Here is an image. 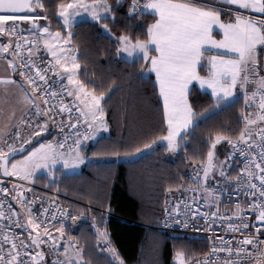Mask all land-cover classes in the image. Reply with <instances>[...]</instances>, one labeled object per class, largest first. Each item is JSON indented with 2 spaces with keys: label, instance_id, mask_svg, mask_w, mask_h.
<instances>
[{
  "label": "snow or ice",
  "instance_id": "1",
  "mask_svg": "<svg viewBox=\"0 0 264 264\" xmlns=\"http://www.w3.org/2000/svg\"><path fill=\"white\" fill-rule=\"evenodd\" d=\"M120 2L116 0L117 5ZM222 4L235 7L223 8L220 6ZM37 10L45 14L41 15ZM46 11L44 0H0V35L17 38L15 42L8 39L7 43H0V56L5 53L11 56V59L5 57L7 65L13 74L18 72L21 77L20 80L12 75L0 77V87L5 93L9 86L18 90L17 100L21 105L20 116L16 115V109H12L0 122V172L4 176L25 181H32L40 169L54 176L57 163L61 164V170L67 169L73 174L85 162L96 163L85 154L87 145L84 142L107 128L104 120L107 89L101 87L97 91V88L90 87L89 83L80 79L81 64L71 47V29L78 16L81 17L79 22H88L87 17H90L106 33L115 36L107 23L109 19H115L113 5L109 0H61L57 13L67 29L66 35L59 30L53 32L47 24L38 23L48 20ZM127 12L133 18L146 14L154 17L144 32V38L128 32L117 36L115 51L126 62L141 61V78L149 73L155 74V83L163 100L162 117L166 123V134L134 145H112L103 152H93L92 156L131 159L137 154L142 156V149L155 151L153 145L157 140L161 141L165 151L175 153L196 126L197 117L202 115L188 99L189 85L196 81L201 88L210 89L215 97L213 106L217 109L221 105L229 106L237 102L236 91L239 87L243 92L245 107H254L256 112L242 110L243 127L235 138L224 131H215L209 137L206 157L200 161L192 177L194 184L187 186V190L194 194L204 193L203 206L207 210L201 212L197 197L193 196L191 201L177 202L167 213L165 225L175 223L186 228L189 217H196L199 213L200 218L210 222V230L211 224L219 221L227 223V229L233 233H240L231 238L216 237L221 243L214 244L210 254L206 253L205 259L195 260L194 264H212L213 260L221 264H264V239H261L264 236L261 232V228H264V75H261L264 64L260 62L264 58V0H129ZM221 12L234 15L225 20ZM251 12L260 15H251ZM18 21L31 22L27 36L23 24H18ZM17 28L21 31L18 32ZM214 29H219V38L213 34ZM41 48L52 57L47 62L48 67H40L32 59ZM205 53L210 54L206 57ZM202 61L208 66L206 75H201ZM49 71L66 80V84L58 81L61 85L59 92L73 97L70 103H65L62 97L58 98L57 91L51 89L47 77ZM249 83L254 85L251 92L248 91ZM71 105H75V111L80 114L75 121L71 118ZM3 112L4 109L0 108V113ZM63 112L69 113L68 127L72 129L71 132L62 130V140L38 142L26 155L15 158L33 137L47 132L49 121L55 122L54 116ZM81 119L87 124L83 133L77 128ZM25 129L30 131L22 136ZM254 134L258 139L253 138ZM69 139L72 140L71 144L67 143ZM222 141L232 145L233 150L243 158V167L237 169L235 176L225 170L229 165L216 158V146ZM216 173L221 179H216ZM210 175L216 179L217 185L235 182L236 189H247L243 195L252 197L247 208L252 209L255 220L261 222L260 226L253 225L254 232L249 230L248 214L240 202L235 204L231 216L225 218L220 213V195L227 189L210 186ZM173 187L169 185L167 191L171 192ZM13 188H16L15 184ZM0 193L7 194L9 189L0 186ZM12 198L23 212H18L11 203L0 199V264H41L45 258L41 249L44 244L55 256L52 264H90L78 242H65L63 251L60 250V241L66 235L65 221L74 223L83 215L82 212L74 215L59 207L50 212L48 207L42 205V215L38 216L32 210L33 201L25 197L23 191L17 190ZM101 224H105L103 219L97 222L93 217L91 227L97 246L110 253V259L117 264H125L111 243L107 227H101ZM15 228L23 229L29 239H18L23 233L14 231ZM52 230L58 236H53ZM219 253L225 255L221 257ZM175 257L178 264H187L192 259L191 256L186 257L183 251H177Z\"/></svg>",
  "mask_w": 264,
  "mask_h": 264
},
{
  "label": "trees",
  "instance_id": "2",
  "mask_svg": "<svg viewBox=\"0 0 264 264\" xmlns=\"http://www.w3.org/2000/svg\"><path fill=\"white\" fill-rule=\"evenodd\" d=\"M60 2L44 0L48 16L44 22L53 32L59 30L64 33L57 13ZM109 2L116 15L107 23L116 35L111 36L99 23L88 20L74 24L71 43L81 64L80 79L97 91L101 87L107 89L104 110L110 134L88 144L86 155L96 163H87L81 173L64 175L51 184L45 176L38 177L37 181L43 186L58 189L76 214L87 213L88 206L92 207L90 220L76 221L72 229H67L70 231L68 235L80 242L90 264H117L110 259V253L97 246L91 227L93 217L97 222L105 221L100 226L107 227L111 243L125 264H175L177 251L193 258L202 255L206 245L202 240L160 232L157 225L174 205V197L193 181L194 168L200 166V161L206 157L209 137L215 131H224L233 138L238 135L243 127V97L238 96L237 102L214 111L215 98L194 85L189 101L202 115L197 117L196 126L191 129L188 139L181 142V149L176 153L165 151L161 145L134 161H122L107 155L92 156L93 152H103L112 145H134L166 134L163 105L153 74L141 78V61L126 62L115 51L117 36L128 32L144 38V32L154 17L151 14L130 17L127 12L129 0H121L119 5L116 0ZM221 15L225 20L232 16L225 12ZM231 148L232 145L222 141L216 150L223 149L226 154H217L227 156ZM235 173L236 169H233L232 175ZM169 185H174L171 195L167 191Z\"/></svg>",
  "mask_w": 264,
  "mask_h": 264
},
{
  "label": "built area",
  "instance_id": "3",
  "mask_svg": "<svg viewBox=\"0 0 264 264\" xmlns=\"http://www.w3.org/2000/svg\"><path fill=\"white\" fill-rule=\"evenodd\" d=\"M11 23V22H9ZM19 24V22H17ZM17 31H21L20 28H17ZM24 34L27 36L28 32L23 28ZM31 38V37H29ZM13 41H16V37H12ZM23 43V41H21ZM25 61L27 60V53L24 55ZM32 59L37 62L38 66L40 67H48V60L52 59L50 55L47 53V51L44 48H41L38 53H36ZM48 77V84L51 86L52 90L57 91V96L62 97L65 101V103H70L73 100V97L68 96L66 93H61L59 92L60 89V82L58 81H63V83L66 84V80L63 79V77H57L56 73L49 71L47 73ZM73 107V111L71 112V118L72 121H75L80 114L75 111V105H71ZM58 107V105H57ZM243 112H256V108H246L245 107V102H244V107H243ZM243 112L241 113V120H242V115ZM68 116L69 113L63 112L58 115L54 116L55 122L52 121L53 125V135L48 141H57V140H62L63 135H62V130L63 132H71L72 129L68 127ZM63 121L62 124H59V122ZM259 123V122H258ZM243 124V120H242ZM77 128L81 133L85 131L87 128V124L81 119V123L77 125ZM255 139H258V137L255 136ZM86 142V141H85ZM68 144L72 143V140L69 139L67 141ZM251 142H249L250 144ZM230 159L233 161L234 166L233 169H236V173L233 175L235 176L237 174V169L243 167V158L239 155L238 151L233 150V146L231 148V155ZM16 185V188H13V185ZM212 187H224L227 189V191H224L220 195V213L226 218L228 216H231L232 211L234 210V206L237 202L241 203V206L245 209L246 213L248 214V220H249V230L250 231H255V226H260L261 222L255 220V212L252 209L247 208V203L252 197H248L243 195V193L246 192V188H240L236 189L234 184L235 182H231V184H224V185H217L216 182H209L208 183ZM0 186L7 187L9 189V193H0V199L5 200L6 203H11L13 208L16 209L15 203L16 201L13 200V196L17 194V190L23 191V194L25 197H27L29 200L33 201L31 204L33 212H35L38 216H41L42 214L40 213V208L43 205L44 207H48L50 212L55 211L57 207L67 210L69 213H72L76 215V213L73 211V209L64 201V197L62 194L58 191V189H51L49 186H43L41 184L36 185L31 182H26L23 180L15 179L12 177H9L8 179L4 178L0 172ZM239 192L240 195H236V193ZM196 196L198 204L200 205V211H206L207 208L203 206V198L204 194L201 192L200 194H194L191 193L187 196H184L180 198L178 202H183V201H191L192 197ZM50 202H54L51 203ZM175 203L171 208L166 212V214L163 216L161 219L160 223L157 226V229L160 232L167 233L176 237H185L188 239H197V240H202L205 245H206V251L197 257H193L191 260L187 261V264H194L195 260H203L205 259V254L209 253L210 254V249L214 244H219L221 243L220 241L216 240V237L219 236H224L225 238H231L232 236H239L240 233H233L231 230L227 229V223H221L217 221L216 223L211 224V230L208 228V223L202 218H200V215L196 217H189L188 219V227H181L175 223H170L168 226L165 225V218L168 212H171L173 207L176 205ZM184 205L181 203V208L183 209ZM91 206H88V212L84 213L77 219L76 221H88L91 219ZM50 218V217H49ZM59 213H57V219H59ZM71 221H65L66 224V229H72L74 224ZM238 222V221H237ZM7 223V222H5ZM59 225H57L58 227ZM93 229V228H92ZM14 231L18 233H23L18 239H24L28 240L29 237L27 236V233L24 232L23 229L21 228H15ZM261 232L264 233V228H261ZM210 237L212 239H210ZM261 239H264V236H261ZM75 241H72L74 243ZM235 243V241H233ZM102 245L103 242H100ZM43 247H49L47 244L41 245ZM79 246V245H78ZM7 247V246H5ZM251 247V246H249ZM101 249V247H99ZM32 250V249H31ZM23 251V250H22ZM221 257H223L225 254L224 253H219ZM210 258V256H209ZM212 264H221L220 261H212Z\"/></svg>",
  "mask_w": 264,
  "mask_h": 264
},
{
  "label": "rangeland",
  "instance_id": "4",
  "mask_svg": "<svg viewBox=\"0 0 264 264\" xmlns=\"http://www.w3.org/2000/svg\"><path fill=\"white\" fill-rule=\"evenodd\" d=\"M82 15H84V16H86V14H82ZM81 20V17H77V22H79ZM87 20H91V18L90 17H87ZM62 21V20H61ZM19 22V21H18ZM77 22H75L74 24H76ZM19 23H23V22H19ZM38 23H40L41 25H45V22H44V20H40V21H38ZM24 25H27V24H25L24 23ZM62 25H63V22H62ZM28 26V25H27ZM23 28L28 32V27H24L23 26ZM63 29H64V33H62V34H64V35H66V33H67V29L63 26ZM65 47H69V46H65ZM71 47L74 49V54L77 56V51H76V49L74 48V46H73V44L71 43ZM123 55V54H122ZM124 56H126V54H124ZM221 108V107H220ZM220 108H218V109H220ZM217 108H215V110L214 111H216V110H218ZM242 112V111H241ZM104 120L106 121V124H107V128L106 129H101L91 140L93 141V142H96L100 137H102V136H108L109 134H110V129H109V126H108V123H107V118H106V115L104 114ZM49 125V124H48ZM50 131H51V128H49V126H48V131L47 132H44L45 134H42L41 133V135L39 136V137H35V139H33V140H31V142H30V144H27V145H24V151L28 148V147H30V149H31V147H34V146H37V144H38V142H44V141H48L51 137H52V135L53 134H49L50 133ZM91 140H87L86 142H84L86 145H88L89 143H92V141ZM162 145V143H161V141H157L156 142V144H154L153 145V148L155 149L156 147H158V146H161ZM29 149V150H30ZM85 150H86V148H85ZM143 151V155L141 156V155H139V154H137L134 158H131V159H123L122 161H134V160H137V159H139V158H141V157H143V156H145V155H147V154H149L150 152H152L151 150H148V149H143L142 150ZM216 151V158L219 160V161H224L225 162V164L226 165H229V167H226V171L227 172H230L231 174H232V170H233V166H234V163H233V161L230 159V154H231V150H230V152H229V154L226 156H224V157H222V156H219L218 154H217V152H219L220 154L221 153H223V154H226V152H224V150L223 149H220L219 151L218 150H215ZM18 153H21V152H18ZM172 153V152H171ZM176 153V152H175ZM27 154V152H25L23 155H26ZM173 154V153H172ZM21 156H19V157H16V159H19ZM226 157H227V159H226ZM87 162H85L84 164H82V165H80L79 166V168L75 171V174H78V173H80L81 171H82V169H83V167L85 166V164H86ZM56 169H57V171L55 172V175L54 176H49V174L47 173V170H45V169H40V170H37V172H36V174H35V178L32 180V181H26V182H31V183H34V184H36V185H39V182L37 181V178L38 177H40V176H45V177H47L48 178V180H49V183L51 184V183H54L55 181H56V179H57V174H58V171H60V172H62V170H61V164L60 163H57L56 164ZM194 169H197V166L194 168ZM231 169V170H230ZM64 170V169H63ZM65 172L67 173V174H73V173H71V172H69V170H67V169H65ZM195 174H196V172H195ZM194 174V175H195ZM216 175V179H221L220 177H219V175H218V173H216L215 174ZM12 178H15V179H19L18 177H12ZM216 179H212L211 178V175H210V179H209V181H208V183L209 182H216ZM19 180H21V179H19ZM193 180V179H192ZM23 181H25V180H23ZM194 184V181H190V184H187V186L188 185H193ZM187 186H186V188H184V191L182 192V193H180V195L179 196H176V197H174V199H173V203L175 204V203H177L179 200H180V198H182V197H184V196H187V195H189V194H191L192 192L191 191H189V190H187ZM172 194V192H170L169 193V195H171ZM200 194V193H199ZM204 194V193H203ZM18 212H21L20 210H18ZM22 213V212H21ZM158 226V225H157ZM51 230V229H50ZM68 233L70 234V231L69 230H67L66 229V235H65V237L60 241V250H61V252L63 251V245H64V243L65 242H68V243H72V241H75V242H78V245L80 244V242L78 241V239L77 238H75L74 236H71V235H68ZM52 235L53 236H58V233H56L54 230H52ZM74 238V240H70L69 238ZM80 246V245H79ZM41 249L44 251V253H45V258H44V261H42L41 262V264H52V261H53V259L55 258V256H54V254H53V252H52V250L49 248V247H43V246H41ZM32 251H35V249H32ZM186 256V255H185ZM194 257V256H193ZM175 264H178V262H177V260L175 259V262H174Z\"/></svg>",
  "mask_w": 264,
  "mask_h": 264
},
{
  "label": "crops",
  "instance_id": "5",
  "mask_svg": "<svg viewBox=\"0 0 264 264\" xmlns=\"http://www.w3.org/2000/svg\"><path fill=\"white\" fill-rule=\"evenodd\" d=\"M213 2H215V0H213ZM221 7H223V8H228V7H235V6H230V5H227V4H222V5H220ZM251 15H260V14H258V13H255V12H251L250 13ZM231 15H234V14H231ZM221 17H222V15H221ZM222 19H223V17H222ZM61 20V19H60ZM24 23L25 24H27V25H24ZM23 24V26L26 28V27H28V29L30 28V24H31V22H29V21H25V22H23L22 23ZM214 35H217V38H219V29H214V33H213ZM8 39H11L12 41H13V39H12V37H10V38H6V37H4L3 35H0V43H7V40ZM14 42V41H13ZM11 51V50H10ZM48 53V52H47ZM49 54V53H48ZM210 53H205V56L207 57L208 55H209ZM50 55V54H49ZM124 55V54H123ZM5 57H7V59H11L12 57L11 56H8V54L7 53H5V54H3L2 56H0V77H3V76H9V75H12L13 76V78L14 79H16V80H20L21 79V77L19 76V73L17 72V73H15V74H13L12 73V71H11V69L8 67V65H7V59H5ZM51 57V56H50ZM52 58V57H51ZM261 64H264V58H261ZM202 63V68L200 69V71H201V75H206L207 74V71H208V66H207V64H206V62L205 61H202L201 62ZM153 74V76H154V78H155V74L154 73H152ZM261 75H264V70H262L261 71ZM156 84V83H155ZM196 86L201 92H203V93H208V94H210L211 95V90L210 89H208V88H201L200 87V85H199V83L198 82H196V81H193L192 82V84L191 85H189V94H190V91H191V89H192V87L193 86ZM156 87H157V91H158V95H159V90H158V85L156 84ZM253 88H254V85L253 84H251V83H249V85H248V91L249 92H251L252 90H253ZM236 95H237V97L238 96H242L243 97V92H242V90L241 89H239V87L237 88V91H236ZM17 96H18V90H16L15 89V87L14 86H9V88H8V91L5 93L4 91H3V88L2 87H0V108H3L4 109V112L3 113H0V122H3V117L4 116H6L7 115V113L8 112H10V111H12V109H16V115L17 116H20L21 115V112H20V107H21V105L18 103V100H17ZM214 97V96H213ZM159 98H160V100H161V103H162V105H163V100H162V98L160 97V95H159ZM215 98V97H214ZM188 99H189V95H188ZM243 101H244V99H243ZM224 105H221L220 107H223ZM49 125V128H51V131H50V135L53 133V125H52V121H49V123H48ZM254 127V126H253ZM13 131H15V129H13ZM28 131H30V129H25V130H23L22 131V136L23 135H26L27 134V132ZM42 134H45V133H42ZM102 137H104V136H102ZM101 138V137H100ZM99 138V139H100ZM33 139H35V137H33ZM32 139V140H33ZM91 140V139H90ZM92 141V140H91ZM92 143H94L93 141H92ZM90 144V143H89ZM88 146V145H87ZM30 149V147H28L27 149H26V151L27 150H29ZM85 154H86V152H85ZM119 160H123V159H119ZM87 164V163H86ZM85 164V165H86ZM85 167V166H84ZM83 167V168H84ZM83 170V169H82ZM82 172V171H81ZM80 172V173H81ZM58 176H57V179L59 178L60 179V177H62V176H64V175H68L66 172H65V169L64 170H62V172H60V171H58V174H57ZM56 179V180H57ZM40 184V183H39ZM179 193V192H178ZM15 207H16V210L18 211V210H20L21 212H23V209L20 207V205L19 204H17V203H15Z\"/></svg>",
  "mask_w": 264,
  "mask_h": 264
},
{
  "label": "water",
  "instance_id": "6",
  "mask_svg": "<svg viewBox=\"0 0 264 264\" xmlns=\"http://www.w3.org/2000/svg\"><path fill=\"white\" fill-rule=\"evenodd\" d=\"M25 151H26V150H25ZM25 151H23V152H21V153H17V154H16V157H19V156L23 155V154L25 153ZM16 157H15V158H16ZM1 174H2V176H3L4 178H6V179H8V178L10 177V176H4L2 172H1Z\"/></svg>",
  "mask_w": 264,
  "mask_h": 264
}]
</instances>
